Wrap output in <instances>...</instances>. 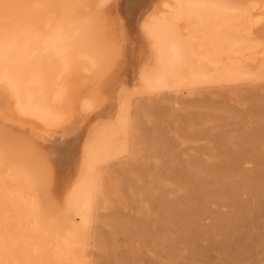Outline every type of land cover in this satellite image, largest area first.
<instances>
[{"label": "bare ground", "instance_id": "1", "mask_svg": "<svg viewBox=\"0 0 264 264\" xmlns=\"http://www.w3.org/2000/svg\"><path fill=\"white\" fill-rule=\"evenodd\" d=\"M0 76V264H88L131 110L256 88L264 0H0Z\"/></svg>", "mask_w": 264, "mask_h": 264}, {"label": "rangeland", "instance_id": "2", "mask_svg": "<svg viewBox=\"0 0 264 264\" xmlns=\"http://www.w3.org/2000/svg\"><path fill=\"white\" fill-rule=\"evenodd\" d=\"M231 89L131 110L133 159L102 173L115 197L88 264H264V80Z\"/></svg>", "mask_w": 264, "mask_h": 264}, {"label": "snow or ice", "instance_id": "3", "mask_svg": "<svg viewBox=\"0 0 264 264\" xmlns=\"http://www.w3.org/2000/svg\"><path fill=\"white\" fill-rule=\"evenodd\" d=\"M0 79H2V76H0Z\"/></svg>", "mask_w": 264, "mask_h": 264}]
</instances>
